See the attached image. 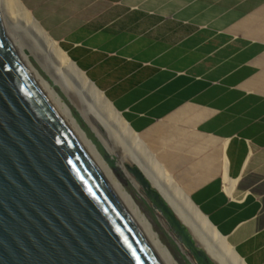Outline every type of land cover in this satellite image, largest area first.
Masks as SVG:
<instances>
[{"label":"crops","instance_id":"obj_1","mask_svg":"<svg viewBox=\"0 0 264 264\" xmlns=\"http://www.w3.org/2000/svg\"><path fill=\"white\" fill-rule=\"evenodd\" d=\"M243 264H264V0H19Z\"/></svg>","mask_w":264,"mask_h":264},{"label":"water","instance_id":"obj_2","mask_svg":"<svg viewBox=\"0 0 264 264\" xmlns=\"http://www.w3.org/2000/svg\"><path fill=\"white\" fill-rule=\"evenodd\" d=\"M126 169L187 261L216 264L137 167ZM0 264H168L1 18Z\"/></svg>","mask_w":264,"mask_h":264},{"label":"bare ground","instance_id":"obj_3","mask_svg":"<svg viewBox=\"0 0 264 264\" xmlns=\"http://www.w3.org/2000/svg\"><path fill=\"white\" fill-rule=\"evenodd\" d=\"M0 18L2 26L4 27L3 29H5V35L6 33L10 35L6 37L15 46L17 44L13 40L9 30L19 33L21 32L22 36L28 39L35 50L42 55L43 60L46 61L47 67L51 70L56 79H62L63 75L68 77L66 91L78 99L85 115L95 122L97 128L100 127L101 135L106 138V141L112 143V148L114 145L123 152L126 157L131 159V163H125L123 165L127 176L133 180V177L128 173L126 167H137V169L148 180L150 186L161 194L169 203L179 220L189 229L196 243L199 246L204 247V250L216 264H243L226 243L224 238L219 236L210 223L203 218L202 214L191 204L184 192L174 185L170 176L157 162L140 138L125 123L121 115L107 100H105L103 94L89 83L85 75L75 67L56 43L47 36L35 19L23 7L20 1L0 0ZM6 27L8 30H6ZM17 46L16 48H18ZM20 52L29 64L28 56L23 54L22 51ZM32 70L34 71V69ZM34 73L86 143L168 264H178L177 261L172 258L168 249L160 242L157 234L152 231V226L140 212L131 195L123 189L119 181L115 178L112 170L106 165V162L94 147L93 143L78 127L68 107L54 92L52 87L46 81L41 79L36 71H34ZM133 182L138 189H140L134 180ZM161 222L164 224L162 220ZM180 248L185 256L189 258L185 249L182 246H180Z\"/></svg>","mask_w":264,"mask_h":264},{"label":"rangeland","instance_id":"obj_4","mask_svg":"<svg viewBox=\"0 0 264 264\" xmlns=\"http://www.w3.org/2000/svg\"><path fill=\"white\" fill-rule=\"evenodd\" d=\"M6 30H8V28ZM9 32L15 43L18 45H16L18 47L17 49L28 56L31 68L34 69L36 73H38L41 79L46 81L52 87L54 92L68 107L73 119L75 120L79 128L85 133L86 137L96 147L97 151L106 162V165L112 170L115 178L117 179V181H119L123 189L131 195L140 212L145 216V218L152 226V231L157 234L158 239H160V242L168 249L172 258L176 260L178 264H190L185 258L186 256L182 252L180 246H176V244L163 228L164 224L160 219L158 221L156 216L151 212L147 203L141 197L140 189H138L133 180L129 176H127L123 165L125 163H131V159L126 157L123 152H121L114 145L112 148V143L110 141H106V138L101 135L100 127L97 128L95 122H93L85 115L78 99L66 91L68 77L63 75L62 79H56L53 76L51 70L47 67L46 61L43 60L42 55L35 50L28 39H26V37L24 38L21 32L19 33L11 30H9ZM6 36L10 35L6 33ZM88 126L94 134L90 131ZM94 135H96L97 139L101 142L106 151L103 149Z\"/></svg>","mask_w":264,"mask_h":264}]
</instances>
